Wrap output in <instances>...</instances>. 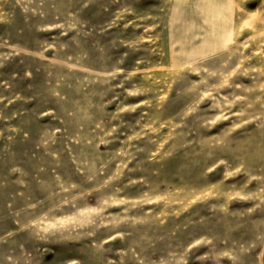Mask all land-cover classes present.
<instances>
[{"label": "rangeland", "instance_id": "374dc122", "mask_svg": "<svg viewBox=\"0 0 264 264\" xmlns=\"http://www.w3.org/2000/svg\"><path fill=\"white\" fill-rule=\"evenodd\" d=\"M0 264H264V0H0Z\"/></svg>", "mask_w": 264, "mask_h": 264}]
</instances>
